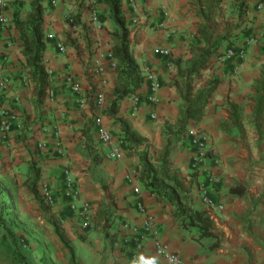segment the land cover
I'll return each mask as SVG.
<instances>
[{"label": "crops", "instance_id": "0c3cea01", "mask_svg": "<svg viewBox=\"0 0 264 264\" xmlns=\"http://www.w3.org/2000/svg\"><path fill=\"white\" fill-rule=\"evenodd\" d=\"M52 1L40 0L46 8L43 63L50 78L38 110L33 104L36 84L13 20L20 0H9L5 9L9 21L0 29V71L9 84L6 91L0 90V107L11 124L3 133L0 120V179L11 185L20 220L32 230L27 233L35 244L27 246L28 254L23 256L29 263L38 259L69 264L70 252L52 225H45L47 232L40 231L43 215L60 225L77 264H152L155 242L146 229L149 221L160 231L159 241L178 253L184 264H264V112L261 119L255 114L257 82L264 70L261 0H244L243 32L230 38L212 59L210 73L219 76L221 84L202 121L191 122L187 133L172 146L174 167L187 182L194 180L193 207L208 211L215 222V233L220 236L215 248L216 240H199L197 228L184 227L175 216L176 206L158 191L149 192L139 174L138 153L148 145L155 161L166 146V124L174 125L179 116L182 101L172 85L176 69L169 60L192 58L186 37L191 33L195 37L201 23L194 19L192 1L134 0L135 7L131 0L123 1L132 49L146 82L135 96L122 101L119 117L147 139L140 149H130L123 142L121 125L104 112L117 84V61L112 58L116 26L107 5L104 0H56L55 5ZM224 2L230 4L231 0ZM24 7L28 13L30 4ZM70 15L77 16L78 27L68 22ZM231 47L241 50L240 54L219 61ZM69 77L78 85L77 91ZM100 96L105 98L102 106ZM150 97L156 101L151 102ZM231 105L238 108L236 123ZM98 121L113 134V145L123 153L121 159L108 157L111 147L100 141ZM198 132L206 133L211 144L208 158L194 171L195 152L189 137ZM33 164L40 168L38 178ZM211 176L216 183L210 182ZM68 177L75 183L80 204L90 205L93 222L88 230L82 229L81 218L71 208ZM44 185L56 201L47 213L42 207ZM236 186L244 188V196L231 192ZM103 209L112 213L108 224L98 216ZM138 240L144 241V248L135 261ZM3 247V255L15 264L11 253L20 252L12 241L4 242ZM160 264L168 263L163 260Z\"/></svg>", "mask_w": 264, "mask_h": 264}, {"label": "trees", "instance_id": "16d2710c", "mask_svg": "<svg viewBox=\"0 0 264 264\" xmlns=\"http://www.w3.org/2000/svg\"><path fill=\"white\" fill-rule=\"evenodd\" d=\"M123 1L104 0L116 26L115 31L112 33L114 44L112 47V58L117 61V84L112 91L109 107L104 112L107 116L115 119V124L121 125L124 132L123 142L127 143L130 149H140L147 144V139L133 130L127 120L119 117L122 101L131 95L135 96L146 82V76L143 74L132 49L130 25L123 12ZM191 1L197 17L201 20V23L197 26V33L194 37L195 41L191 47L192 58L188 61H184L182 58L169 60L176 69V77L172 85L177 88V92L182 101L179 116L174 125L166 124L164 130L166 146L158 154L155 161L151 156L148 145L143 151L138 153L142 163V169L139 174L141 183L149 192L154 193L158 191L176 206L175 216L182 220L184 227L193 226L197 228L199 240L204 238L216 240L217 243L212 247L215 248L218 246L217 244L220 239V236L215 233V222L208 211L193 207L190 198L194 180L191 179L187 182L181 175L180 170L174 167L171 162V153L173 143L182 139L187 133L189 124L191 122L199 123L204 118L206 107L220 86L221 79L215 74L208 78H205L203 75L212 69V59L226 42L232 38L234 28L228 27L224 34L218 35L215 26L211 25L213 22V10L218 8L223 0ZM261 3L264 4V0H261ZM21 10V4L17 3L13 20L16 28L21 33L23 54L27 60V67L30 68V75L36 84V99L33 104L38 110L47 94L50 78L43 63L44 53L47 47V38L43 29L46 8L40 3V0L31 1L30 10L25 19L21 18ZM240 13L242 14V12ZM68 22L74 27L80 25V21L75 15H70ZM237 28H240V24ZM228 50H234L235 56H238L241 51H236L234 47ZM256 88L258 90V96L255 114L257 119H261L264 112V70L261 80L257 82ZM231 108L233 110L232 119L236 123L240 119L238 108L235 105H231ZM2 144L3 140L0 138V147ZM2 168L0 167V171ZM32 170L36 178H38L40 168L33 164ZM1 179L0 196L6 195L11 200L7 206L14 212L16 209L14 192L7 180L2 181ZM231 192L239 197L245 195V190L241 186L234 187L231 189ZM98 216L104 218L108 224L112 213L110 209H103L99 212ZM17 219L18 215H11V222L20 228L22 223H19ZM50 222L55 234L70 252L69 264H77L75 251L66 241L60 225L52 220ZM106 223L105 226H108ZM13 240H15L14 236ZM0 244L1 246L3 245V243ZM11 256H13L15 264H27L23 255L13 252ZM44 264L49 263L45 261Z\"/></svg>", "mask_w": 264, "mask_h": 264}, {"label": "built area", "instance_id": "2783aa9c", "mask_svg": "<svg viewBox=\"0 0 264 264\" xmlns=\"http://www.w3.org/2000/svg\"><path fill=\"white\" fill-rule=\"evenodd\" d=\"M76 1V0H74ZM98 1V0H96ZM9 0H0V29L4 28L8 24V18L5 16V9L8 6ZM53 5L57 3L56 0L52 1ZM132 5L135 7V1L131 0ZM264 7V4H259V8ZM49 38H52L50 35ZM254 39H252V42ZM166 55L169 53L167 51L164 52ZM235 55L234 50H228L224 55L219 57V61H225L226 59H229ZM26 83L28 82V78L26 79ZM68 81L73 85V90H78V85H76L71 77H69ZM73 81V82H72ZM8 80H6L3 77L2 72L0 71V87L3 89H7L8 87ZM151 102H155L156 99L154 97L149 98ZM105 98L103 96L98 97V104L99 106H102L104 104ZM0 120H1V132L7 133L8 130L11 127V124L9 123V118H7V113L3 111L0 107ZM98 136L102 143H104L107 146L111 147V151L108 154V157L113 160H119L123 157V153L119 147H116L113 145L114 143V136L113 134L101 123L98 121ZM189 143L192 148H194V161L192 163V170H197L198 167L205 161L206 158L209 156L210 152V138L206 133L198 132L195 134L190 135ZM67 190H68V196L71 197V208L74 212L77 213V215L81 218V227L82 229L88 230L90 229L92 222H93V215L91 214V208L90 205L83 203L80 204V202L77 200V190L74 181L68 177L67 179ZM211 183H216L215 179L211 176L210 178ZM42 199L44 203L48 207H53L56 204L54 195L51 193L48 186L44 185L42 189ZM205 202L211 203L210 200L205 196ZM147 231L152 234V239L155 242V255L151 257L150 262L152 264H160V261H165L168 264H184L182 257L171 250L169 248L162 244L158 237L160 235V231L152 225V223L149 221L146 227ZM144 240V239H143ZM139 241L137 243V246L135 247L133 251V258L135 261L139 260L138 254L139 252L144 248V241Z\"/></svg>", "mask_w": 264, "mask_h": 264}, {"label": "rangeland", "instance_id": "374dc122", "mask_svg": "<svg viewBox=\"0 0 264 264\" xmlns=\"http://www.w3.org/2000/svg\"><path fill=\"white\" fill-rule=\"evenodd\" d=\"M20 1H21L20 4L22 6L21 15L23 16L26 13L25 7H24L25 4L26 5L30 4L32 0H26V1L20 0ZM204 1H206V0H204ZM193 8H194V5H193ZM244 8H247L245 6L244 0H231L230 4H226L223 0L222 4L218 8L213 10V22L211 23V25L215 26L217 34L218 35L224 34L228 27H231L232 29L234 28L232 38L236 37L239 33H242L244 25H243V20H242L243 18L240 17V15H242V16L244 15L243 14ZM196 10H197V8H196ZM240 12H242V14ZM194 19H197L198 22H201V20L197 17V14L195 15ZM195 23H197V22H195ZM239 24H240V28L236 29V27ZM186 41L188 44L187 49H188V51H191L192 43L195 41L194 34L191 33L190 35H188L186 37ZM211 75L212 74L210 73V71H208V72L204 73L203 76L205 78H208ZM0 90L6 91L7 89H3L0 87ZM175 144H176V142H174L172 146H174ZM10 201L11 200L8 197H6L5 195L0 196V243H4V242L10 243V241H12L13 247H15L18 252H20V255H27L28 251H29V248H27V246L29 247L30 245L35 244V242L30 238V237H32V234L29 235L27 233V229L31 230V227L24 224L23 220H20L21 214H20V211L18 209H15V211L12 212L11 208L9 206H7V205H9ZM43 203H44V201H43ZM42 207H43V213H47L48 206L44 203L42 205ZM11 215H18L17 221L19 223H22V226L20 228H18L16 225H14L11 222V220H10ZM41 221H42V225H41L40 231L41 232H47V228L45 227V225L51 224L50 220L47 218H44V216L42 215ZM33 234H35V232H33ZM13 236L15 237V240L18 242L17 244H16V242L15 243L13 242ZM3 248H4L3 245L1 246V244H0V249H3ZM2 251L3 250H0V261H1L0 263L1 264H10V260H7L5 255H3L4 252H2ZM25 259H26L27 264H44V261H42V260L39 261L38 259H35V260L31 261L32 263H29L28 262L29 258L25 257Z\"/></svg>", "mask_w": 264, "mask_h": 264}]
</instances>
